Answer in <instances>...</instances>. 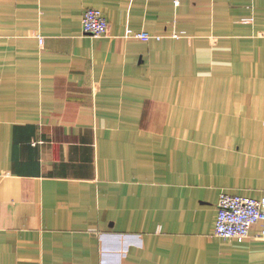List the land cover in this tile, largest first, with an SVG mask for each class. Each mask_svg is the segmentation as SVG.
Listing matches in <instances>:
<instances>
[{"label": "crops", "instance_id": "0c3cea01", "mask_svg": "<svg viewBox=\"0 0 264 264\" xmlns=\"http://www.w3.org/2000/svg\"><path fill=\"white\" fill-rule=\"evenodd\" d=\"M221 193L264 197V0H0V264H264Z\"/></svg>", "mask_w": 264, "mask_h": 264}, {"label": "built area", "instance_id": "2783aa9c", "mask_svg": "<svg viewBox=\"0 0 264 264\" xmlns=\"http://www.w3.org/2000/svg\"><path fill=\"white\" fill-rule=\"evenodd\" d=\"M173 1L176 5H179L182 0ZM82 26L86 34L95 38L105 37L109 33L107 17L99 9H85L82 17ZM128 32V37L152 38L149 33ZM258 223L262 225L259 237L264 241V197L253 199L228 193L220 194L214 226L215 236L243 242L250 236L251 228Z\"/></svg>", "mask_w": 264, "mask_h": 264}]
</instances>
